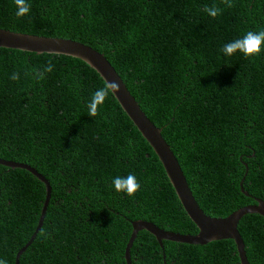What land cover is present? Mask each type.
Instances as JSON below:
<instances>
[{"label": "trees", "instance_id": "16d2710c", "mask_svg": "<svg viewBox=\"0 0 264 264\" xmlns=\"http://www.w3.org/2000/svg\"><path fill=\"white\" fill-rule=\"evenodd\" d=\"M17 18L0 0V29L71 39L105 55L171 145L205 211L225 218L254 197L264 201V52L254 60L220 49L264 29V0H28ZM223 9L211 18L206 6ZM52 71L45 72L48 62ZM13 73L18 80L11 79ZM104 80L63 55L0 48V158L45 175L51 199L20 264H126L135 220L180 234L198 233L151 145L109 97L90 117ZM136 175L140 190L116 193L112 178ZM250 193L241 191V181ZM46 184L22 167L0 164V259L16 264L35 231ZM238 230L250 264H264V218ZM147 231L132 264H241L232 240L192 246ZM165 255V257H164Z\"/></svg>", "mask_w": 264, "mask_h": 264}, {"label": "water", "instance_id": "95a60500", "mask_svg": "<svg viewBox=\"0 0 264 264\" xmlns=\"http://www.w3.org/2000/svg\"><path fill=\"white\" fill-rule=\"evenodd\" d=\"M0 48L19 50L38 55L46 53L72 57L85 62L95 70L103 80H115L120 84V91L116 94V99L162 162L182 206L198 228V233L195 235L180 234L161 229L159 225L152 221L143 219L132 221L133 230L125 251L126 264H132L131 248L142 230L155 236L162 249H164V241L192 246H205L214 241L232 240L236 244L240 263L250 264L246 253L245 242L238 230V226L246 215H260L264 218L263 199L254 197L256 201L255 204L242 206L225 218H215V216L205 213L197 202L171 145L163 137L162 128L157 127L147 116L139 102L128 90L124 81L104 54L88 45L71 39L23 34L5 29H0ZM0 164H5L10 167L18 166L25 168L46 184L47 195L41 210L39 223L29 241L17 253L16 264H20L21 256L35 240L45 220L52 195L51 186L45 175L29 164L7 161L2 158H0ZM244 180L245 177L241 181V191L245 195L250 196V193L244 188Z\"/></svg>", "mask_w": 264, "mask_h": 264}, {"label": "clouds", "instance_id": "9594fccd", "mask_svg": "<svg viewBox=\"0 0 264 264\" xmlns=\"http://www.w3.org/2000/svg\"><path fill=\"white\" fill-rule=\"evenodd\" d=\"M16 11L15 16L17 18L25 17L29 14L31 5L28 0H13ZM222 3L228 7H232V0H222ZM204 12L211 18L220 16L223 9L212 5L206 6ZM220 51L227 57H232L237 53L241 54L247 60H254L264 52V29L260 31H247L243 36L226 43ZM45 72L52 71V63L48 62V65L44 69ZM11 79L18 80L19 75L13 73ZM120 91V84L117 81L104 80L102 87L98 88L92 95L89 103L87 104L88 115L90 117H96L99 115L100 107L111 96L116 97V94ZM112 187L116 193H124L128 197H133L141 188L140 183L137 181L134 173H129L126 176H115L112 178ZM0 264H6V261L0 259Z\"/></svg>", "mask_w": 264, "mask_h": 264}, {"label": "flooded vegetation", "instance_id": "af4514ba", "mask_svg": "<svg viewBox=\"0 0 264 264\" xmlns=\"http://www.w3.org/2000/svg\"><path fill=\"white\" fill-rule=\"evenodd\" d=\"M162 229V228H161ZM167 231V230H166ZM169 242V241H168Z\"/></svg>", "mask_w": 264, "mask_h": 264}]
</instances>
